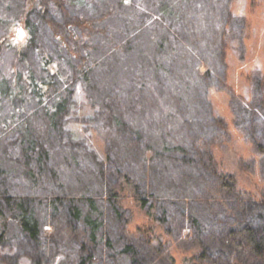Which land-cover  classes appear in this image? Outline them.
<instances>
[{"label":"trees","instance_id":"obj_1","mask_svg":"<svg viewBox=\"0 0 264 264\" xmlns=\"http://www.w3.org/2000/svg\"><path fill=\"white\" fill-rule=\"evenodd\" d=\"M184 1L169 21L142 0H105L93 13L70 0H0V249L23 243L33 264H54L58 250L60 264H144L124 234L129 189L151 221L136 228L146 242L159 228L169 235L178 214L199 240L194 264H215L203 237L218 226L243 255L234 264H264V199L215 152L224 127L209 94L225 87L233 0ZM13 23L29 31L23 46L9 40ZM78 89L101 119L90 135L107 130L100 149L78 132L82 111L66 124ZM208 176L230 221L208 218Z\"/></svg>","mask_w":264,"mask_h":264},{"label":"rangeland","instance_id":"obj_2","mask_svg":"<svg viewBox=\"0 0 264 264\" xmlns=\"http://www.w3.org/2000/svg\"><path fill=\"white\" fill-rule=\"evenodd\" d=\"M103 2L105 0H70L69 8L75 13H93ZM184 3L183 0H142L141 4L156 17L166 12L167 19L172 21L178 9L177 5ZM230 7L234 23L226 29L224 36L225 87L212 90L209 94L212 111L224 127L223 136L218 137L215 154L224 169L235 171L240 187L250 191L253 196L259 195L264 199V155L255 146L258 143L264 144V0H233ZM54 14L56 17L60 16L59 12ZM87 99L85 92L78 89L71 110L74 111L73 117H68L66 124L75 122L82 111L84 121L82 120L78 132L88 140L91 137V144L100 149L104 146L103 140L107 130H102L103 135L100 137L97 134L90 135L91 125H100L98 129L103 127L101 119H95L98 116L96 111L85 105ZM238 101L244 106L241 115L234 113ZM94 119L97 124H94ZM203 160L206 163L209 161L205 154ZM206 182L207 188L203 195L206 200L203 205L211 206L212 209L207 214L208 218L230 221L225 215L228 205L219 202V197L212 191L213 182L209 176ZM121 195L124 200L122 205L130 220L124 234L139 249L141 262L173 264L172 261L175 260L177 264H194L192 259L199 254L195 243L199 240L192 234L189 220L175 214L170 221L169 235L165 231L164 235V229L159 228V236L153 242H146L136 232V228L145 224L151 225L150 218L137 203L131 190H125ZM243 198L249 200L250 195L244 192ZM229 208L231 217H236L237 212L231 206ZM243 209L245 215L252 217L253 211ZM260 212L263 214V211ZM260 223L264 228L263 217ZM218 229L219 235L212 236L211 241L210 235L203 237V240L209 242L208 245L212 243V248L215 249V253L210 249V254H213L211 259L216 261L215 264H234L235 257L241 258L243 255L237 254L236 247L232 250L230 240L222 239L224 229L220 226ZM59 251L54 264H60L63 258ZM64 252L65 249L62 250V253ZM30 255V249L16 241L1 247L0 264H33Z\"/></svg>","mask_w":264,"mask_h":264},{"label":"clouds","instance_id":"obj_3","mask_svg":"<svg viewBox=\"0 0 264 264\" xmlns=\"http://www.w3.org/2000/svg\"><path fill=\"white\" fill-rule=\"evenodd\" d=\"M29 39V31L23 23H13L9 28V40L12 44L23 46Z\"/></svg>","mask_w":264,"mask_h":264}]
</instances>
